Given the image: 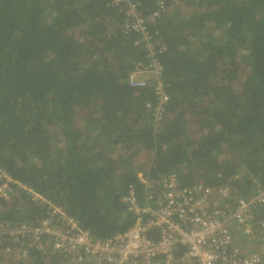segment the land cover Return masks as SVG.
<instances>
[{
	"label": "trees",
	"instance_id": "obj_1",
	"mask_svg": "<svg viewBox=\"0 0 264 264\" xmlns=\"http://www.w3.org/2000/svg\"><path fill=\"white\" fill-rule=\"evenodd\" d=\"M137 1L143 15L157 9L156 0ZM163 2L147 26L160 41L168 95L158 104L153 80L129 85L133 73H154L140 35L123 28L124 2L0 0V169L95 238L134 222L122 200L129 186L140 204L157 200L140 173L173 174L181 186L228 184V207L264 187V0ZM252 210L254 239L238 241L264 256V204ZM48 211L23 191L0 198L10 221ZM39 241L12 264L68 260L46 236ZM3 246L9 241L0 244L7 264Z\"/></svg>",
	"mask_w": 264,
	"mask_h": 264
},
{
	"label": "built area",
	"instance_id": "obj_2",
	"mask_svg": "<svg viewBox=\"0 0 264 264\" xmlns=\"http://www.w3.org/2000/svg\"><path fill=\"white\" fill-rule=\"evenodd\" d=\"M163 1L156 0L157 9L143 15L137 10V0H113L114 4L125 3L123 28L140 35L154 73L148 78L133 73L128 77L129 85L144 87L149 79L153 80L158 104H164L168 95L156 55L160 41L152 40L147 26L149 19L166 10ZM138 176L147 189L155 187L157 200L149 201L152 196L148 195L140 204L129 186L122 200L135 214L134 222L99 239L62 207L0 169L1 199L7 200L13 190L14 195L23 191L49 208L47 216L34 222L10 221L0 215V244L9 241V246L1 248L3 256H12V260L26 258L29 247H43L39 239L44 235L68 258L63 264H264L261 252L254 249L246 252L244 247L248 245L238 241L244 236L254 239L252 207L264 204V187L252 198L241 197L228 207L223 205L231 192L228 184L213 189L202 181L181 186L173 174L155 180H147L141 173ZM258 227L257 233L264 239V217L258 221Z\"/></svg>",
	"mask_w": 264,
	"mask_h": 264
},
{
	"label": "rangeland",
	"instance_id": "obj_3",
	"mask_svg": "<svg viewBox=\"0 0 264 264\" xmlns=\"http://www.w3.org/2000/svg\"><path fill=\"white\" fill-rule=\"evenodd\" d=\"M79 118H80V117H79ZM79 118H78V119H79ZM80 122H81V119H80ZM140 160H141V158H140ZM141 161H142V160H141ZM245 247H247V246H245ZM257 249H258L259 252L262 253V251H263L262 248H257ZM247 251H250V250H246V252H247ZM262 254H263V253H262ZM11 258H12V256L4 257L3 259H5V262H6L7 264H8V263H9V264H12V259H11Z\"/></svg>",
	"mask_w": 264,
	"mask_h": 264
},
{
	"label": "crops",
	"instance_id": "obj_4",
	"mask_svg": "<svg viewBox=\"0 0 264 264\" xmlns=\"http://www.w3.org/2000/svg\"><path fill=\"white\" fill-rule=\"evenodd\" d=\"M249 248H250V247H246V249H249ZM246 249H245V250H246Z\"/></svg>",
	"mask_w": 264,
	"mask_h": 264
},
{
	"label": "clouds",
	"instance_id": "obj_5",
	"mask_svg": "<svg viewBox=\"0 0 264 264\" xmlns=\"http://www.w3.org/2000/svg\"><path fill=\"white\" fill-rule=\"evenodd\" d=\"M247 247H249V246H247ZM244 249H246V247H244ZM247 250V249H246Z\"/></svg>",
	"mask_w": 264,
	"mask_h": 264
}]
</instances>
